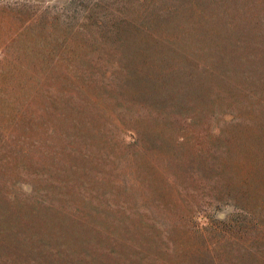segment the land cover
Returning a JSON list of instances; mask_svg holds the SVG:
<instances>
[{"label":"rangeland","instance_id":"obj_1","mask_svg":"<svg viewBox=\"0 0 264 264\" xmlns=\"http://www.w3.org/2000/svg\"><path fill=\"white\" fill-rule=\"evenodd\" d=\"M229 19L264 72V0H0V229L30 232L24 212L50 185L53 209L78 206L87 225L40 209L34 227L87 264H264V104L236 89L243 59L235 81H184L189 102L234 118L192 128L131 99L153 94L162 59L180 56L172 75L184 51L210 62L196 46L222 44Z\"/></svg>","mask_w":264,"mask_h":264},{"label":"trees","instance_id":"obj_2","mask_svg":"<svg viewBox=\"0 0 264 264\" xmlns=\"http://www.w3.org/2000/svg\"><path fill=\"white\" fill-rule=\"evenodd\" d=\"M224 21L221 24L222 36L225 37L222 44L216 42L213 45L198 44L196 46L198 50L204 52L210 62H206L201 56H196L191 51L188 52L189 55L184 51V55L181 57L183 62L177 71L178 73L172 75L169 72L170 67L180 56H172L170 60L162 59L157 68L165 74L157 75L154 80L147 78L148 82L153 85V89H155L153 94L144 93L141 98L133 96L131 99L137 102L140 107L142 105L153 107L155 112H151L149 115L171 114L174 118L180 119L185 126L192 128L198 115L205 118L218 119L220 116L228 114L231 118H234L235 114L228 108L229 106L189 102L188 99L192 97V93L189 88L184 87V81H188L191 84L199 74L210 72L211 69H217L220 78L227 81H235L231 78L234 65L230 58L232 55H237V58L243 59V63L246 66L235 69L238 74L236 77L238 82H235L238 87L236 89L245 98L248 96L255 99L256 104H264V72L259 70L257 73H252L248 68L249 64L247 65L246 62L249 60L250 54L248 53L250 52L248 51L250 46H245L246 41L241 34L233 38L234 28L232 21L230 19ZM215 30L207 29L208 32ZM239 48H244V52ZM235 52L238 53L235 54ZM140 61L144 65L149 64V58L146 55L142 56ZM132 73L134 75V70H132ZM257 84L260 86H257ZM220 96L218 95L216 98ZM205 125V128L201 131L209 133L206 122ZM216 128L222 134L224 133L223 127L219 124H216ZM135 131L137 134V126ZM136 136H132L134 141L138 140ZM179 136L183 137V134H179ZM49 189L50 185L45 186L43 193L34 197V203L29 205L31 207L24 212L29 219V225L33 228L30 232L20 228L17 230L9 226L0 229V240H3V232L8 233L12 237L10 242H0V264H76V262L87 264V258L90 253L86 248L68 242L67 239L58 234L54 227L43 231H41L40 227H34L32 217L36 216L40 209H43V211L54 210L53 216L60 214L62 218H67L70 223V232L74 228L87 225L88 220L78 206H74L72 209L63 206L53 209V202L47 195ZM55 225H59L56 219Z\"/></svg>","mask_w":264,"mask_h":264}]
</instances>
